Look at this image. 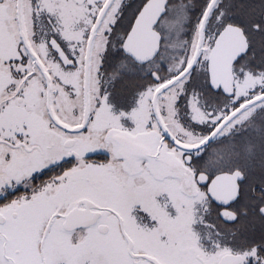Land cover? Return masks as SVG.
<instances>
[{"label":"snow or ice","instance_id":"6c2138e0","mask_svg":"<svg viewBox=\"0 0 264 264\" xmlns=\"http://www.w3.org/2000/svg\"><path fill=\"white\" fill-rule=\"evenodd\" d=\"M0 264H264V0H0Z\"/></svg>","mask_w":264,"mask_h":264}]
</instances>
